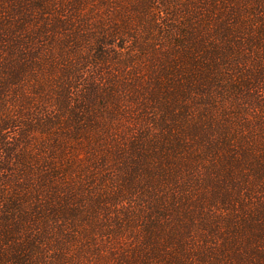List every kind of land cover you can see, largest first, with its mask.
I'll return each instance as SVG.
<instances>
[{
  "label": "trees",
  "instance_id": "trees-1",
  "mask_svg": "<svg viewBox=\"0 0 264 264\" xmlns=\"http://www.w3.org/2000/svg\"><path fill=\"white\" fill-rule=\"evenodd\" d=\"M0 264H264V0H0Z\"/></svg>",
  "mask_w": 264,
  "mask_h": 264
}]
</instances>
